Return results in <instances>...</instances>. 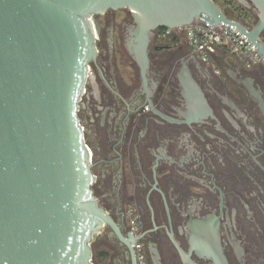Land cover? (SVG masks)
Instances as JSON below:
<instances>
[{
	"label": "flooded vegetation",
	"instance_id": "af4514ba",
	"mask_svg": "<svg viewBox=\"0 0 264 264\" xmlns=\"http://www.w3.org/2000/svg\"><path fill=\"white\" fill-rule=\"evenodd\" d=\"M223 4L257 22L254 8ZM117 11L94 16L77 109L92 196L119 230L103 225L91 248L103 264H264V65L202 62L155 33L142 79L126 49L133 18Z\"/></svg>",
	"mask_w": 264,
	"mask_h": 264
},
{
	"label": "water",
	"instance_id": "95a60500",
	"mask_svg": "<svg viewBox=\"0 0 264 264\" xmlns=\"http://www.w3.org/2000/svg\"><path fill=\"white\" fill-rule=\"evenodd\" d=\"M234 1L254 8L252 28L213 0H0V264H94L93 236L103 225L119 235L92 196L77 118L97 57L94 16L130 12L126 49L142 79L157 29L200 22L234 26L264 65V0Z\"/></svg>",
	"mask_w": 264,
	"mask_h": 264
},
{
	"label": "built area",
	"instance_id": "2783aa9c",
	"mask_svg": "<svg viewBox=\"0 0 264 264\" xmlns=\"http://www.w3.org/2000/svg\"><path fill=\"white\" fill-rule=\"evenodd\" d=\"M170 38L176 39L175 44L186 43L202 62H208L212 56L223 53H229L250 65L261 62L256 49L234 26L222 24L212 27L200 22L172 29L164 28L158 36L160 42Z\"/></svg>",
	"mask_w": 264,
	"mask_h": 264
},
{
	"label": "trees",
	"instance_id": "16d2710c",
	"mask_svg": "<svg viewBox=\"0 0 264 264\" xmlns=\"http://www.w3.org/2000/svg\"><path fill=\"white\" fill-rule=\"evenodd\" d=\"M216 4H218V1L219 0H213ZM224 3L226 4V5H234V7H236V9H239V10H241V9H243L240 5H238L234 0H224ZM232 19V18H231ZM250 21V20H249ZM163 30H164V28H159V29H157L156 31H155V33H156V40L158 41V36H159V34L161 33V32H163ZM176 42V39L175 38H170V39H168V40H166L165 41V43H175ZM95 257L96 258H99V259H104V258H106L107 257V254L106 253H97L96 255H95Z\"/></svg>",
	"mask_w": 264,
	"mask_h": 264
},
{
	"label": "rangeland",
	"instance_id": "374dc122",
	"mask_svg": "<svg viewBox=\"0 0 264 264\" xmlns=\"http://www.w3.org/2000/svg\"><path fill=\"white\" fill-rule=\"evenodd\" d=\"M224 2H223V0H219L218 1V5L222 8V10H224L223 9V4ZM116 15L118 16V17H120L121 16V11H116ZM228 16H229V14H227ZM231 17V16H230ZM231 18H233V17H231ZM92 250V254H93V262H94V264H97V262H98V264H103L104 263V260H99V258H96L95 257V253H94V251H93V248H91Z\"/></svg>",
	"mask_w": 264,
	"mask_h": 264
}]
</instances>
